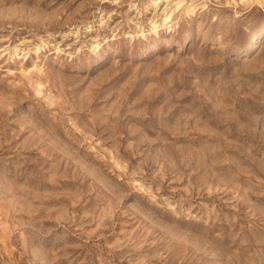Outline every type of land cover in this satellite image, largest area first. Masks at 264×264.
Segmentation results:
<instances>
[{"label":"rangeland","instance_id":"374dc122","mask_svg":"<svg viewBox=\"0 0 264 264\" xmlns=\"http://www.w3.org/2000/svg\"><path fill=\"white\" fill-rule=\"evenodd\" d=\"M263 30L264 0H0V264H264Z\"/></svg>","mask_w":264,"mask_h":264},{"label":"bare ground","instance_id":"6f19581e","mask_svg":"<svg viewBox=\"0 0 264 264\" xmlns=\"http://www.w3.org/2000/svg\"><path fill=\"white\" fill-rule=\"evenodd\" d=\"M261 32L264 33V30L261 31ZM262 33H259V35H257L255 37L253 43L252 44L250 43L248 45V47L245 49L246 53L252 52V51H254L257 48V46H258V43L257 42H258V39H259V37L261 36Z\"/></svg>","mask_w":264,"mask_h":264}]
</instances>
